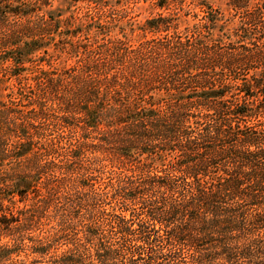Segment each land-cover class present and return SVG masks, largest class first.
<instances>
[{
  "label": "trees",
  "instance_id": "1",
  "mask_svg": "<svg viewBox=\"0 0 264 264\" xmlns=\"http://www.w3.org/2000/svg\"><path fill=\"white\" fill-rule=\"evenodd\" d=\"M197 7L133 45L110 0H0V90L36 105H0V264H264V0Z\"/></svg>",
  "mask_w": 264,
  "mask_h": 264
},
{
  "label": "rangeland",
  "instance_id": "2",
  "mask_svg": "<svg viewBox=\"0 0 264 264\" xmlns=\"http://www.w3.org/2000/svg\"><path fill=\"white\" fill-rule=\"evenodd\" d=\"M110 1L113 5H117V9L121 11L117 15L111 16V18H115V19L118 18L120 20V22L117 25V28H115L114 30V36L118 39H121V40L124 39L127 42H131L133 45H137L140 41H142L143 33L141 32L140 28L143 27V24L145 23V21L148 19L154 18L158 14H163L166 16L174 12L179 14L181 11H183V14L189 13V16H185L183 17V19H185L189 24H191L195 22V21H192L191 15L193 13H196L198 15L200 14V9H198L197 7V4L200 3V1H205V3L211 5L213 8L219 9L222 12H226V14H229L227 10V4L229 0H178L175 4L170 3V0H169L167 10L165 11H160L159 9H156L154 7V4L158 0H144V1L140 0L137 3H132V1L130 0H110ZM179 4H182V6H180ZM56 5L57 4H55V6ZM82 6L83 4L81 3L77 5V8L76 7L71 8L70 14L75 15L72 18L75 20V23L77 22L78 18H81L80 15L84 13V11L80 8ZM1 27L2 25L0 24V28ZM60 43H61L60 41H59V44L55 43L59 49H61V46H62L60 45ZM50 53H52V50L50 51ZM1 64L2 63H1V58H0V74L3 70V67L5 66V64L4 66H1ZM66 65H68V63L66 64L64 60H62V62L61 61L52 62V67L54 69L52 70V74H54V76L52 77L56 78L57 77L56 73L60 74V72H62L61 69L65 67ZM8 84L14 87L13 91H12V88L7 89L10 86L6 88L4 87L3 89L0 90V102H1L0 105H4V108H5L4 112L6 114L4 123L8 119V122L4 124L3 128L1 126V129L4 130L5 128L12 127V128H19L20 130V128L26 125L27 120L29 118H33L34 116L33 109H35L36 105L28 102L27 99L30 97V94L25 96L27 98L26 100H24V98H23V101L17 100L16 99L17 97L14 96V94L18 93L19 95L20 94L22 95V93L18 92L17 90L15 91L16 86H15V82L13 81V79L8 81V83H6L5 85H8ZM30 92L32 93V91ZM73 121H74L73 122L74 124L75 120ZM33 125L35 128L39 127V131H41L39 135H41L42 138L45 139L46 141L56 136L63 140L69 137L75 138V136L79 134V131H75L74 134L69 133L66 128L63 129V127L61 126L59 122H51L49 124H45L44 126L41 125L40 123H35ZM0 139H1V142H3L2 145H5L7 149L10 146H12V143H14L17 140L15 139L13 135H10L9 137L6 138V139H9L6 142L3 140L4 137L1 136V133H0ZM2 244L10 245L9 239L5 235L0 236V245ZM22 256L23 255L21 254L20 258H22Z\"/></svg>",
  "mask_w": 264,
  "mask_h": 264
}]
</instances>
